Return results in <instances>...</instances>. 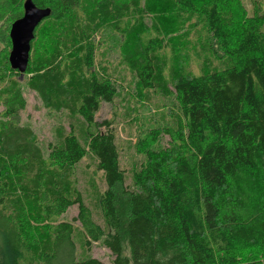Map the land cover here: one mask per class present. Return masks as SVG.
<instances>
[{
  "label": "trees",
  "instance_id": "16d2710c",
  "mask_svg": "<svg viewBox=\"0 0 264 264\" xmlns=\"http://www.w3.org/2000/svg\"><path fill=\"white\" fill-rule=\"evenodd\" d=\"M6 1L18 10L12 15L14 23L23 16L26 0ZM32 1L39 8H49L51 14L34 32L26 73L34 70V52H42L49 61L42 66L44 74L38 76L41 86L46 88L52 83L53 88L62 87L66 102L77 96L76 112L86 126L89 151L105 178L106 189L99 197L105 227L94 221L77 188L74 167L83 160L86 149L74 129L70 127L60 145H50L43 159L33 155L30 145L26 147L19 135L13 137L14 132H5L4 123L0 162L8 163L11 171L3 175L0 166V264H106L96 258L79 259L75 222L80 223L85 234L87 250L101 243L112 255L110 264H262V4L257 2L253 17L239 22L233 17L236 4L231 1L174 0L179 9L205 19L228 63L224 68L188 75L173 84L172 95L182 120L176 127L166 126L153 133L150 143L163 135L170 140L168 148L140 147L144 160L133 174V187H128L120 167L113 120L96 118L103 103L114 101L117 89L110 78L96 75L93 70L95 44L83 42L82 69L78 70L89 75L80 92L78 88V93L73 94L58 69L72 64L71 40L83 37L91 21L106 18L111 7L119 13L128 12L130 2L136 0H117V4L114 0ZM159 48L151 38L143 46L142 58L135 67L142 89L155 88L153 52ZM1 64L7 65L5 58ZM10 70L20 74L11 66ZM46 75L51 80L46 81ZM25 103L19 87L10 89L1 99L2 118L17 119ZM8 123L15 128L13 122ZM32 162L41 164L39 169L46 173L37 174L40 179H35L44 221L39 232L22 223L26 208L14 196L16 188H26V183L19 181L16 185L10 177L13 171L29 170ZM71 206L78 207L76 217L71 222L60 221Z\"/></svg>",
  "mask_w": 264,
  "mask_h": 264
},
{
  "label": "rangeland",
  "instance_id": "374dc122",
  "mask_svg": "<svg viewBox=\"0 0 264 264\" xmlns=\"http://www.w3.org/2000/svg\"><path fill=\"white\" fill-rule=\"evenodd\" d=\"M228 1L236 4L233 6V17L239 22H245L256 14L257 2L262 4L264 10V0ZM128 7L129 11L125 13H119L111 7V13L106 18L91 21L92 26L83 37L71 40L73 52L69 68L54 70L61 73L63 83L66 81V86L71 87L73 94L78 93V88L80 92L89 75H82L78 70L79 67L82 69L80 57L83 42L90 40L95 44L93 70L96 75L104 74L110 78L117 89L114 101L103 103L96 118L98 121L113 120L120 167L125 172V185L133 187V174L140 169V163L144 160V154L139 152L140 147L168 148L170 140L163 135L151 144L153 133L160 132L166 126L176 127L182 120L172 95L173 84L188 75L224 68L228 61L205 19L179 9L174 0H136L133 4L130 2ZM18 9L22 10V7ZM17 11L9 7L6 0H0V62L4 58L7 61V65H0V132H3L1 127L6 123L5 132H14L11 133L13 137L19 135L26 147L30 145L33 155L45 159L50 145H60L72 127L86 149L85 157L74 167L77 188L91 210L94 221L105 227L99 206V197L106 189L105 178L103 172L98 170L97 159L89 151L86 126L76 112L77 96L70 97L66 102L62 87L53 88L52 83L46 88L41 86L38 76L44 74L42 66L49 61V57L42 52H34L32 73L20 75L10 70L11 20ZM149 38L154 39L160 48L153 52L156 65L155 88L145 90L136 79L135 67L142 58L143 46ZM45 79L51 80L47 75ZM17 87L22 90L25 108L17 119L6 121L1 114L4 110L1 99L10 89ZM8 122H13L15 128ZM0 166L3 175L11 171L4 160H1ZM40 167L41 164L37 166V163L32 162L29 170H16L10 175L16 185L19 181L26 183V188L16 186L14 196L24 202L22 205L26 208L27 214L22 223L34 232L43 230L44 225L38 203L41 194L35 191L38 189L35 179H40L37 174H46ZM18 176L23 177L19 179ZM32 196L37 198L32 199ZM77 213L78 207L71 206L59 220L71 222ZM85 240L80 223L75 222L74 241L79 259L96 258L110 264L113 258L108 249L101 243H94L87 250ZM125 254H128L126 249ZM261 260L264 264V258Z\"/></svg>",
  "mask_w": 264,
  "mask_h": 264
},
{
  "label": "water",
  "instance_id": "95a60500",
  "mask_svg": "<svg viewBox=\"0 0 264 264\" xmlns=\"http://www.w3.org/2000/svg\"><path fill=\"white\" fill-rule=\"evenodd\" d=\"M23 8V16L16 20L10 29L12 49L9 55L11 68L21 75H24L28 68L34 32L51 14L49 8H39L32 0H26Z\"/></svg>",
  "mask_w": 264,
  "mask_h": 264
}]
</instances>
